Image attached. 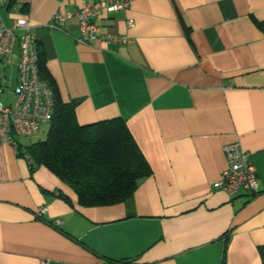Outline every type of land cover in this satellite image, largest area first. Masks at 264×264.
Masks as SVG:
<instances>
[{
    "label": "crops",
    "instance_id": "crops-1",
    "mask_svg": "<svg viewBox=\"0 0 264 264\" xmlns=\"http://www.w3.org/2000/svg\"><path fill=\"white\" fill-rule=\"evenodd\" d=\"M98 1L5 0L0 16L29 23L76 122L121 119L152 174L126 202L81 207L48 170L32 175L0 145V264H264V0H127L98 20L99 35L127 43L79 44L75 18L47 26ZM233 142L255 168L257 195L212 188Z\"/></svg>",
    "mask_w": 264,
    "mask_h": 264
},
{
    "label": "trees",
    "instance_id": "trees-1",
    "mask_svg": "<svg viewBox=\"0 0 264 264\" xmlns=\"http://www.w3.org/2000/svg\"><path fill=\"white\" fill-rule=\"evenodd\" d=\"M259 25L264 28V22ZM37 57L39 76L53 92V117L47 137L26 147L18 144L17 155L27 156L32 175L44 167L58 178L76 195L81 207L110 206L130 200L140 181L149 177L152 171L125 123L113 118L79 125L74 105L63 103L56 94L40 49ZM105 261L108 264H132Z\"/></svg>",
    "mask_w": 264,
    "mask_h": 264
},
{
    "label": "built area",
    "instance_id": "built-area-1",
    "mask_svg": "<svg viewBox=\"0 0 264 264\" xmlns=\"http://www.w3.org/2000/svg\"><path fill=\"white\" fill-rule=\"evenodd\" d=\"M5 0H0V9ZM127 0H100L84 4L75 14H54L48 27L59 29L69 25L75 18L78 23L79 44H91L97 39L108 43H127V38L113 35H99L98 20L103 15L124 11L128 8ZM133 27V20L127 22ZM21 31L16 35L15 31ZM16 71L14 89L11 90L12 70ZM12 95L8 104L0 101V145L8 144L17 152L16 138H31L39 133L40 125L51 121L54 112V96L48 83L42 80L38 72L36 38L25 19H17L13 27L4 24L0 16V98ZM226 168L213 189L222 190L229 196L241 193L250 196L259 193L255 168L246 159L239 142L223 147ZM27 159V156H25ZM46 209L38 210L43 215ZM59 224V221H56ZM108 264V263H103Z\"/></svg>",
    "mask_w": 264,
    "mask_h": 264
},
{
    "label": "rangeland",
    "instance_id": "rangeland-1",
    "mask_svg": "<svg viewBox=\"0 0 264 264\" xmlns=\"http://www.w3.org/2000/svg\"><path fill=\"white\" fill-rule=\"evenodd\" d=\"M11 73L13 76L11 79V86L10 87H11V90H13L14 89L13 82L15 81V75H14V72H11ZM11 97H12V95L4 96V97L0 98V101L3 102L4 104H8ZM49 127H50L49 124H42L40 127V131L36 136H33L32 138L22 137V138H19V139L16 138V139H18L19 141H21L23 143H34L37 141L44 140L48 134Z\"/></svg>",
    "mask_w": 264,
    "mask_h": 264
}]
</instances>
